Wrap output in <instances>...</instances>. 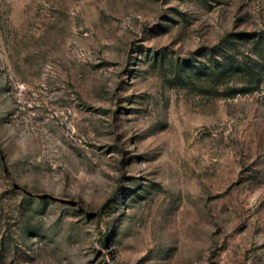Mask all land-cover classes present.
Listing matches in <instances>:
<instances>
[{
    "label": "rangeland",
    "instance_id": "1",
    "mask_svg": "<svg viewBox=\"0 0 264 264\" xmlns=\"http://www.w3.org/2000/svg\"><path fill=\"white\" fill-rule=\"evenodd\" d=\"M0 264H264V0H0Z\"/></svg>",
    "mask_w": 264,
    "mask_h": 264
}]
</instances>
